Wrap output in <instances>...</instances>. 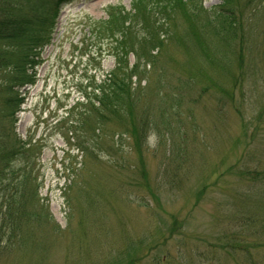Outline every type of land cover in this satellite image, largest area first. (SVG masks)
<instances>
[{"label": "rangeland", "instance_id": "rangeland-1", "mask_svg": "<svg viewBox=\"0 0 264 264\" xmlns=\"http://www.w3.org/2000/svg\"><path fill=\"white\" fill-rule=\"evenodd\" d=\"M150 1L72 0L14 116L0 86V143L35 178L0 153V264H264V0L225 3L234 31L224 0ZM123 36L132 103L60 120Z\"/></svg>", "mask_w": 264, "mask_h": 264}, {"label": "trees", "instance_id": "trees-1", "mask_svg": "<svg viewBox=\"0 0 264 264\" xmlns=\"http://www.w3.org/2000/svg\"><path fill=\"white\" fill-rule=\"evenodd\" d=\"M25 1L28 2V0ZM151 1L150 4L156 6L160 4L158 0ZM3 2L4 0H2V3ZM13 2L10 0L7 1L5 7L3 6V8H1L0 6V71L2 80L0 86L5 88L3 95V97L7 99V101H4L6 104L5 106L8 108L15 106L14 110H9L10 116L15 115L20 104L16 100L17 94L14 93V89L34 84V69L35 66H37L36 60L39 58L43 48L50 42L55 19L61 7L69 3L70 0H33L29 5L28 12L21 11L22 7ZM225 3H228V0L222 2V5L217 10V14L220 18H223L227 30L234 31L241 23V19L237 20L239 13L232 7L227 8ZM247 12L249 11H246V13ZM121 30L124 31V29ZM96 31L97 28H95L94 36L99 40L98 43H100L102 36L97 37ZM126 31H128V28ZM125 41L126 37L123 36L120 41L108 44L109 52H112V55L116 59V66L111 71L107 72L103 78L99 79L98 84L95 79H93L91 84H95L94 88L89 92L84 91L81 97L82 100H77L72 107L65 112L66 115L60 120L63 121L67 119L69 121V117H74V109L79 105H89L93 110L99 111L101 115H106L109 114V112H114L116 114L115 110H120V107L127 101L132 103L135 88L131 86V75L129 72L126 73V69H124L123 78L119 77V70L121 67L120 59L125 57L129 51L133 54L134 50L135 56H137V53L136 49L133 47L127 48L123 44ZM148 64V62L144 61L143 67L149 66ZM126 67H128V65H126ZM143 67L142 69L145 70ZM82 115H85V113L81 112V115L77 116L81 118ZM135 117L139 118L140 116ZM139 120L144 125L141 118ZM68 124L79 125V122L72 119ZM83 150L85 149H82V151ZM0 153L4 155L2 158L3 162L6 160L12 161L14 156H18L21 161L26 162V173L21 176V178L25 179L26 185L32 187L35 178L33 177V169L31 168L32 162L29 159L30 145L28 144L24 149H16L15 151L13 148L10 150L4 149V147L2 148L0 143ZM6 155H8L9 158H5ZM1 171L0 169V172ZM20 183L21 182L15 183L11 181L10 186H17ZM8 196L9 200H14L19 204L15 195L8 194Z\"/></svg>", "mask_w": 264, "mask_h": 264}]
</instances>
